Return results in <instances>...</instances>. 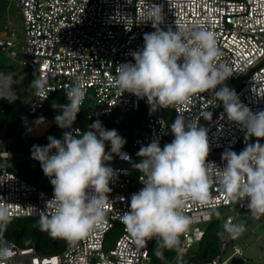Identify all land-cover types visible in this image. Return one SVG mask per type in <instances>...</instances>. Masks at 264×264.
I'll return each mask as SVG.
<instances>
[{
	"label": "built area",
	"instance_id": "2783aa9c",
	"mask_svg": "<svg viewBox=\"0 0 264 264\" xmlns=\"http://www.w3.org/2000/svg\"><path fill=\"white\" fill-rule=\"evenodd\" d=\"M19 9L22 22V40L14 39V21L0 26V53L16 60L29 75L48 81L47 99L35 96V90L27 106L21 109L14 140L21 132L30 136L34 116L44 108L52 94L62 93L65 103H69L66 93L75 78H80L86 88L83 105L76 116L71 132L81 128L77 118L87 98L99 107L90 117H110L113 112L127 113L134 106L147 99H140L128 92H122L114 86L116 67L122 63H135L131 53L144 46V34L154 32L152 22H139L144 0H10ZM148 5H158L163 9L162 30L178 27L187 28L196 22L205 25L216 33L218 47L223 55L220 62L229 65L232 76L224 85L234 90L242 104L253 113L264 111V0H145ZM131 17L125 29L120 17ZM8 34L6 31H10ZM12 83L11 77L0 73V101L8 99L3 92ZM213 93L198 94L191 104L181 106L187 121L199 118V125L206 128L210 145L209 162L223 167L222 153L232 150L239 154L248 144H264V139L248 137L246 130L227 118L223 104L214 99ZM174 109V108H173ZM211 114L204 119L203 113ZM177 117L178 113L174 109ZM167 136V123L163 108L150 112L142 125L137 126L131 135V149H122L130 159L125 160L113 155L105 162L116 173L109 182L111 192L102 222L83 239L69 242L57 254L39 253L36 244L21 248L13 242V256L7 264H152L150 247L155 239L149 240L144 247L138 246L121 222V215L130 210V201L134 193L144 187L141 173L134 167L142 159L137 154L140 149L154 139L159 141ZM62 139V137L60 138ZM4 144L0 151V203H7L12 219H36L40 212H49L46 202L53 198V186L45 176L40 165L43 187L22 178L10 170L7 161L12 158L32 159L29 156L11 154ZM55 150H53L54 152ZM212 201L208 205L188 202L184 213L191 218V224L183 234L178 258L200 242L204 230L199 225L216 220L213 210H226L224 222L232 218L236 222L240 213L250 212L247 201H230L216 185L211 188ZM230 207L236 210V216L228 214ZM117 228L118 236L113 243L108 234ZM190 228V230H189ZM228 243L222 240L221 249ZM221 250V251H222ZM223 252V251H222ZM234 252L222 260V254L203 264H231ZM264 264V263H263Z\"/></svg>",
	"mask_w": 264,
	"mask_h": 264
},
{
	"label": "clouds",
	"instance_id": "9594fccd",
	"mask_svg": "<svg viewBox=\"0 0 264 264\" xmlns=\"http://www.w3.org/2000/svg\"><path fill=\"white\" fill-rule=\"evenodd\" d=\"M131 3V0H128ZM139 2V0H138ZM146 5L139 22L151 21L156 29L144 34V46L131 53L135 63H122L116 67L114 86L147 99L150 112L158 108H174L178 113L171 124L174 139L160 147L154 139L138 152L142 159L134 167L141 173L144 187L134 193L130 210L121 215V222L138 246L144 247L157 240L155 255L163 258L162 249L180 251V236L188 229L191 218L184 213L188 202L208 205L212 201L211 188L218 186L230 201H247L253 216H264V144H248L239 154L232 150L222 153L223 167L207 160L210 145L206 128L199 125V118L187 121L181 106L191 104L198 94L213 93L214 99L223 104L227 118L246 130L248 137L264 139V111L253 113L239 100L237 93L224 85L232 76L228 64L220 62L223 55L218 47L216 33L204 22H196L176 30H162V7ZM125 29L130 31L131 17L122 16ZM48 81L35 78L29 88L35 96L47 99ZM69 103L53 104L59 113L55 123L60 129H71L83 105L86 88L80 78H75L67 93ZM210 120L211 114L203 113ZM37 125L45 123L43 116ZM90 130L65 131L62 139L48 137L46 146L33 145L31 158L39 161L45 176L53 186V198L46 202L48 213L39 215V227L53 237L75 242L85 238L102 222L111 192L109 182L116 173L105 162L112 154L122 159L128 157L121 150L126 144L115 129L107 130L96 120ZM110 143V153L105 145ZM53 150H55L53 152ZM217 217L221 214L215 213ZM7 203H0V264L12 258L13 246L4 239L3 232L11 222ZM229 238H238L246 229L243 222L230 218L222 225ZM182 243V242H181Z\"/></svg>",
	"mask_w": 264,
	"mask_h": 264
},
{
	"label": "trees",
	"instance_id": "16d2710c",
	"mask_svg": "<svg viewBox=\"0 0 264 264\" xmlns=\"http://www.w3.org/2000/svg\"><path fill=\"white\" fill-rule=\"evenodd\" d=\"M6 103L7 102L4 101V99L0 101V140L3 141L9 140L14 135L18 116L21 112V107L15 100H13L12 103ZM54 103L57 105L66 104L64 95L62 93L52 94L45 102L44 108L33 117L39 118L43 116L45 121H51L50 128L47 132L38 138L28 137L25 132H21L18 137L14 139L13 144L9 145L10 152L6 150L8 153L31 155L33 145L46 146L49 143V136H53L56 139L62 137L63 129H60L54 120L55 116L60 114L58 109L52 107ZM143 103L144 102H140L136 104L134 108L127 113L113 112L110 117L100 116L92 118L90 115L98 110L99 107L94 106L89 97L86 99L82 112L77 118V125L81 128L82 132H86L90 130L89 126L93 122L99 120L105 129H115L118 134L126 140V144L122 149H131L132 132L139 123L144 120V118L146 119L150 110V107L146 103ZM163 116L167 123V136L162 139L165 140L171 136V127L166 118L165 108H163ZM106 145H110V143H106ZM105 150L110 149L105 148ZM29 160L35 163V165L29 169L25 167L28 159L19 160L20 165L24 167L21 171L19 170L21 176L40 187H43L44 184L40 172V162L34 159ZM38 221L39 218L11 219V222L7 224L6 230L3 232L4 239L7 242L15 243L21 248H28L32 243H35L37 251L42 254L53 255L60 253L66 245V239L53 237L47 231H42L39 227ZM215 221L216 220L207 223V227L203 229L204 233L202 239L198 242L200 245L199 249L196 251L189 250L179 258L176 249L169 250L166 248L162 249L163 258H158L155 255V250L157 248V240L155 239L150 247L152 264H203L219 255L220 252L216 247L218 232H211V227L216 223ZM183 234L180 236L179 247L183 240ZM231 264H241V262H235L233 260Z\"/></svg>",
	"mask_w": 264,
	"mask_h": 264
},
{
	"label": "rangeland",
	"instance_id": "374dc122",
	"mask_svg": "<svg viewBox=\"0 0 264 264\" xmlns=\"http://www.w3.org/2000/svg\"><path fill=\"white\" fill-rule=\"evenodd\" d=\"M7 21H14V39L15 41L22 40V22L19 9L12 3L10 0H0V26L4 25ZM11 33L10 31H6ZM18 59L12 60L10 59L6 53H0V73L4 77H11L12 83L3 89L5 94H8L11 98H13L21 107L24 109L28 101L33 93L32 88H29L30 83L33 81V77L29 75L23 68H21L18 64ZM8 104L12 103L8 99H5ZM148 105L146 101H142ZM6 103V104H7ZM143 103V104H144ZM149 106V105H148ZM166 110V118L168 122L171 124L175 121L174 109L168 108ZM150 111V110H149ZM149 114V113H148ZM38 118H34V121H37ZM145 120V118H144ZM142 120L138 126L142 125ZM51 121H45V123L40 125H35L37 129L34 131L30 128L28 131L32 138H38L41 133L45 131ZM51 125V124H50ZM32 132V133H31ZM37 135V136H36ZM174 139V135L171 133V136L165 140L159 141L160 147L163 148L165 144L171 143ZM13 141H3L0 140V151L3 150L4 144H7L6 150L10 152L9 145L13 144ZM105 148H109L111 150V145H105ZM110 150H105L106 153H110ZM114 154H112L113 157ZM21 158H12L7 161V164L10 165V170L16 172L21 176L20 171L24 168L20 165ZM35 163L28 160L25 167L27 169L33 167ZM20 170V171H19ZM22 177V176H21ZM23 178V177H22ZM25 179V178H24ZM219 211L220 216L217 217L215 213ZM228 214L232 217L236 216V210L234 207H230L228 210ZM213 217L216 219V223L211 227L212 231H217L218 233L223 232L222 225L224 223V219L227 216L226 210H213ZM236 222H243L246 225L245 231L236 239L229 238L227 233H224L223 236L218 235V240L216 242V247L220 254H222V260L228 258L237 248L240 254H236L233 258L235 262H241V264H263L264 263V216H260L257 218L253 216L251 212L240 213L237 216ZM200 228L204 229L207 227V224L199 225ZM190 230V228H189ZM118 236L117 228L108 234V241L113 243L116 237ZM228 243L225 249H221V242ZM205 244V243H204ZM203 245V244H202ZM204 246V245H203ZM199 243H195L190 250L196 251L199 249ZM223 252H222V251ZM232 260V261H233Z\"/></svg>",
	"mask_w": 264,
	"mask_h": 264
},
{
	"label": "bare ground",
	"instance_id": "6f19581e",
	"mask_svg": "<svg viewBox=\"0 0 264 264\" xmlns=\"http://www.w3.org/2000/svg\"><path fill=\"white\" fill-rule=\"evenodd\" d=\"M37 123H36V121H33V127H32V130H36L37 129V127L35 126ZM32 133V132H31ZM44 134V133H43Z\"/></svg>",
	"mask_w": 264,
	"mask_h": 264
},
{
	"label": "crops",
	"instance_id": "0c3cea01",
	"mask_svg": "<svg viewBox=\"0 0 264 264\" xmlns=\"http://www.w3.org/2000/svg\"><path fill=\"white\" fill-rule=\"evenodd\" d=\"M51 124V123H50ZM50 124L48 125V127L45 129V131L43 132L44 134L47 132V130L50 128ZM43 133H41L42 135H40V136H43L44 134ZM37 136V135H36Z\"/></svg>",
	"mask_w": 264,
	"mask_h": 264
},
{
	"label": "water",
	"instance_id": "95a60500",
	"mask_svg": "<svg viewBox=\"0 0 264 264\" xmlns=\"http://www.w3.org/2000/svg\"><path fill=\"white\" fill-rule=\"evenodd\" d=\"M20 156H29V157H31V155H24V154H20Z\"/></svg>",
	"mask_w": 264,
	"mask_h": 264
}]
</instances>
